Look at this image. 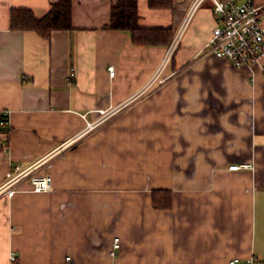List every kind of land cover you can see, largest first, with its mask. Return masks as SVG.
<instances>
[{"label": "crops", "instance_id": "obj_1", "mask_svg": "<svg viewBox=\"0 0 264 264\" xmlns=\"http://www.w3.org/2000/svg\"><path fill=\"white\" fill-rule=\"evenodd\" d=\"M56 1L0 0V187L16 166L52 184L0 192V264H264V59L237 67L209 48L214 0H137L139 26L178 38L145 89L171 44L110 28L116 0H73V29L50 38L11 29L12 8L41 17Z\"/></svg>", "mask_w": 264, "mask_h": 264}, {"label": "built area", "instance_id": "obj_2", "mask_svg": "<svg viewBox=\"0 0 264 264\" xmlns=\"http://www.w3.org/2000/svg\"><path fill=\"white\" fill-rule=\"evenodd\" d=\"M200 1V0H199ZM213 11L216 16V25L213 29L211 39L208 43L209 48L218 57H227L237 66L251 65L254 63H263L264 59V3L259 4L255 0H246L239 2L236 0H214ZM178 38L171 43L162 65L155 72L153 77L145 86L150 88L160 85L167 79L162 76L163 69L171 57ZM74 69L72 68V71ZM110 73L114 74V67H109ZM105 114V112L103 111ZM3 115L0 124L5 128L9 127L8 111H0ZM101 121L88 123L91 128ZM7 143H3V148ZM252 163H236L230 166V169H251ZM29 177L32 189L34 191H49L52 188L51 176L49 174H38L32 171L30 167L21 168L16 166L7 173L4 184L0 187V192H5L8 196H12L17 190L18 183L24 178ZM119 247V238L114 241V250ZM17 259L16 255H11V261ZM70 259V256L67 257ZM239 258L232 260L233 264H237ZM250 264H263L260 259H249Z\"/></svg>", "mask_w": 264, "mask_h": 264}, {"label": "trees", "instance_id": "obj_3", "mask_svg": "<svg viewBox=\"0 0 264 264\" xmlns=\"http://www.w3.org/2000/svg\"><path fill=\"white\" fill-rule=\"evenodd\" d=\"M153 8H168L174 5V0H148ZM73 0H58L52 3L49 11L38 17L32 9L25 7L12 8L10 27L14 31L34 30L45 38H50L55 30L73 29L72 21ZM139 13L137 0H116L111 8L109 26L116 30L130 32L132 41L138 45H169L174 32L171 27L143 28L138 24ZM3 115L0 116L2 120ZM10 127L0 124V135H4L3 143H9L8 133ZM153 205L156 209H170L172 207V192L167 189L153 191ZM12 264H18L17 260Z\"/></svg>", "mask_w": 264, "mask_h": 264}]
</instances>
